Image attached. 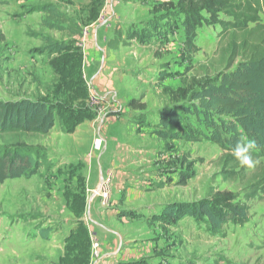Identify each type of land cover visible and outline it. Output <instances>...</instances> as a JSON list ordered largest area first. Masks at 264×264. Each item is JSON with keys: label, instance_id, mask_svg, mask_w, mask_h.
<instances>
[{"label": "rangeland", "instance_id": "1", "mask_svg": "<svg viewBox=\"0 0 264 264\" xmlns=\"http://www.w3.org/2000/svg\"><path fill=\"white\" fill-rule=\"evenodd\" d=\"M88 3L90 7L93 4L91 0H1L0 102L15 101L24 97L53 104L61 102L57 109L59 122L66 110L86 106L85 101L80 100L83 97L85 81L83 54L76 38L84 37L86 30L83 29L87 27L86 23H90L92 21L90 18L95 17L97 12L93 8L94 5L91 10L86 11L85 6ZM45 4L55 6L56 13L63 16V19L56 20L49 14L36 11L38 6ZM160 4L151 5L152 14L154 7ZM119 9L124 13V8ZM135 15L138 16L137 20L148 18L145 9ZM170 18L171 32L167 38H163V44L168 46L162 44L156 48L158 50L153 48L138 50L133 46L124 45L120 53L122 63L120 69L124 70L125 75L143 72L141 74L148 77L156 68L167 66L170 76L174 77L168 84L165 79L153 81L154 83L148 81L145 83L141 81L142 84L134 83L142 92L143 98L148 100L147 104L152 111L171 106L165 89H177L192 77L201 76L205 69L200 65H209V61L216 56L219 46L221 27H202L198 31L196 42L200 52L190 62L185 53L184 43L178 42L182 40L181 18L174 15ZM58 21L64 23L57 24ZM52 23L61 26L62 29H51L48 24ZM45 37L66 42L69 47L60 54L50 56L44 42ZM54 59L59 60V69L64 72L62 75H55L50 64ZM89 80L95 79L91 77ZM60 90L61 94L56 95ZM120 96L116 101L123 104V98ZM112 107L116 109V104L113 103ZM127 117L129 116L124 113L119 119L114 116L115 120H107L108 139L123 137L122 126L126 124L130 125L128 132L135 133V126L128 123ZM145 119L147 118L141 120L143 128L151 129V124L144 125ZM71 121L74 122L73 119H70ZM111 121L113 123L108 124ZM55 136L50 133L48 136L26 139L30 145L40 147L46 154L44 166L37 175L30 179L9 180L0 184V264H60L58 247L65 248L62 240L71 233H77L78 229H70L73 222L67 227L63 226V222L71 218L60 201L67 195L65 187L67 179L63 177L67 176V170L60 165L64 160L59 158L60 155L54 147ZM153 136L157 137L156 132ZM5 142L8 141L0 140V144ZM157 151L158 161L154 167L159 173L160 180L166 178L165 184L162 185L164 188L155 190L157 191L155 193L138 196L137 199L141 202L136 204L149 207L154 201L167 205L188 203L208 198L213 192H231L236 196L237 203L250 208V218L243 226L228 223L220 234L212 235L194 218L187 217L176 224L162 222L163 214L156 215V212L160 211L157 209L159 207H153L154 213L151 214L148 225L151 238L157 242V249L154 257L144 258L135 264H178L189 260H194L198 264H264V196L250 200L246 197L250 192V184L262 170L264 160L255 163L253 168H248L240 178L226 181L222 176L223 151L214 144L207 141L196 144L162 141ZM100 153L97 145L93 146L88 159L92 158V154L95 156ZM189 164H194L195 177L186 186L177 185ZM143 188L152 189L148 180L144 182ZM72 192L75 193V190ZM91 196L92 192L88 197L89 205L92 204ZM121 197L122 194H115L118 201ZM162 207L164 206L160 208ZM72 209V212L76 211L75 206ZM116 221L112 222L115 224ZM38 229L51 231L49 239L38 236Z\"/></svg>", "mask_w": 264, "mask_h": 264}, {"label": "trees", "instance_id": "2", "mask_svg": "<svg viewBox=\"0 0 264 264\" xmlns=\"http://www.w3.org/2000/svg\"><path fill=\"white\" fill-rule=\"evenodd\" d=\"M36 11L49 14L56 20L63 19L51 4L38 6ZM153 13H161L156 19L166 21L167 25L170 16L181 18L184 49L190 62L200 52L196 46L199 29L204 26H220L222 29L216 56L209 65H200L205 72L177 89H165L171 106L159 112L156 135L163 142L196 144L207 141L218 146L223 151L224 179L240 178L248 168L239 166L231 155L239 137L247 136L255 141L256 147L252 150L255 163L264 160V0H178L155 6ZM60 23L64 22L58 21L57 24ZM57 24L48 25L51 29H62ZM44 42L50 56L69 47L68 43L49 37H45ZM50 64L56 76L64 73L59 69L58 59ZM82 91L80 100H86V88ZM60 103L26 97L0 102V140L8 141L0 144V184L30 179L44 166L46 154L26 139L50 135L59 119L57 109ZM128 106L134 110L146 109L141 100H131ZM86 118L88 115L80 114L74 121ZM262 165L259 176L249 186L250 192L246 196L249 200L264 196ZM194 177V164H189L177 185L186 186ZM236 199L231 192L219 191L199 201L168 204L161 220L176 224L187 217L194 218L206 227L207 232L218 235L228 223L243 226L249 222L250 208L237 203ZM76 232L71 233L70 240L79 242L78 247H87V231L78 228ZM178 264L198 263L189 260Z\"/></svg>", "mask_w": 264, "mask_h": 264}, {"label": "crops", "instance_id": "3", "mask_svg": "<svg viewBox=\"0 0 264 264\" xmlns=\"http://www.w3.org/2000/svg\"><path fill=\"white\" fill-rule=\"evenodd\" d=\"M91 1L94 5L91 7L97 11L95 17L90 18L92 20L90 23H86L87 27L83 29V31L86 30L85 37L76 38L83 54L86 106L73 107L67 113L64 112L60 122L58 119L51 132L56 135L54 147L60 155L59 158L64 160L59 164L67 170V176L63 175L64 179H67L65 186L67 195L60 201L71 218H67L63 226L67 227L70 222H73L70 229L84 228L89 238L87 247H78L76 245L79 242L70 240L71 235L66 236L61 242L64 243L65 248L58 247L59 263L66 264L68 261L67 264L69 262L70 264H91V242L93 238H96L100 243L101 254L98 264H135L144 258L154 257L157 242L151 238L148 221L154 213L153 207H159L157 209L161 212L157 211L156 215L161 216L167 204H157L155 201L150 203L149 207L136 204L141 202L137 199L138 196L155 193L157 192L155 190L164 188L162 185L165 184L166 178H161L163 180L161 184L159 173L154 167L158 161L157 149L162 140L157 135V137L153 136L159 122L158 114L164 107L152 111L147 104L148 100L143 98L142 92L134 86V83L142 84L141 81L154 83L153 81L165 79L168 84L174 77L170 76L167 66L156 68L151 76L148 74V77L141 74L143 72L125 75L124 70L120 69L122 64L120 53L124 45L133 46L138 50L147 48L158 50L156 48L164 43L163 38H167L171 27L170 24H166V21L155 20L161 13L152 14L151 5L176 3V1ZM85 7L86 11L91 10L89 3ZM121 7L124 8V13L119 9ZM142 9L148 12V18L137 20L138 16L135 14ZM154 22L158 23L154 24ZM182 37V40L178 42L184 43ZM170 44L172 45L173 42ZM162 46H168V44ZM173 71H176V67ZM91 77L95 80H89ZM120 95L123 98V104L116 101ZM93 96L101 98L103 103L92 107L90 103ZM111 96L112 100H110ZM134 99L141 100L142 104L146 105V109L130 108L129 102ZM113 103L116 104V109H113ZM124 113L129 116L128 123H133L135 126V133L130 134L128 132L130 125L126 124L122 126L123 137L108 139L107 120H115L114 116L119 119ZM80 114H86L88 118L70 122V119L75 120ZM144 118H147L144 125L151 124V129L143 128L141 120ZM112 123L111 121L108 124ZM99 142H102L98 148L101 153L95 156L92 154V158L88 159L93 146L98 147ZM54 163L56 164V161ZM110 172L115 176L110 202L104 205L98 198L89 205V192L96 189ZM146 180L150 182L152 189L143 188ZM72 190H75V193ZM115 194H122L120 201L115 198ZM73 206L76 209L74 212H72ZM161 206L164 207L160 208ZM145 209L148 211H144ZM85 213L90 214L89 220L85 218ZM37 234L49 239L51 231L38 229Z\"/></svg>", "mask_w": 264, "mask_h": 264}, {"label": "built area", "instance_id": "4", "mask_svg": "<svg viewBox=\"0 0 264 264\" xmlns=\"http://www.w3.org/2000/svg\"><path fill=\"white\" fill-rule=\"evenodd\" d=\"M86 33H84L85 37ZM83 37V38H84ZM103 103V100L99 98L98 96L91 97V105L92 107L100 106ZM102 142L98 143L99 148L101 146ZM114 174L110 172L106 178H104L101 182V184L98 186L97 189L90 191L92 192L91 200L90 202L93 203L94 199L99 198L104 205H107L110 202L112 191L114 187ZM85 218L87 220L90 219V214L85 213ZM100 250V243L96 238L92 239L91 242V250H90V257L92 260L91 264H98L100 262L101 254L99 252Z\"/></svg>", "mask_w": 264, "mask_h": 264}, {"label": "clouds", "instance_id": "5", "mask_svg": "<svg viewBox=\"0 0 264 264\" xmlns=\"http://www.w3.org/2000/svg\"><path fill=\"white\" fill-rule=\"evenodd\" d=\"M256 147L255 141L247 136H241L237 139L236 144L231 149V155L238 162L239 166L253 168L252 150Z\"/></svg>", "mask_w": 264, "mask_h": 264}]
</instances>
